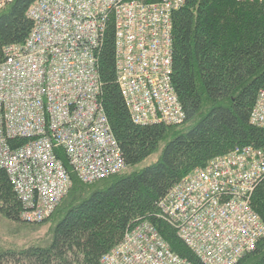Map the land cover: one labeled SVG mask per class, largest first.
I'll return each mask as SVG.
<instances>
[{
    "label": "built area",
    "instance_id": "built-area-1",
    "mask_svg": "<svg viewBox=\"0 0 264 264\" xmlns=\"http://www.w3.org/2000/svg\"><path fill=\"white\" fill-rule=\"evenodd\" d=\"M12 0H0V12ZM186 0H38L21 44L0 63V170L20 204L19 220L45 222L71 187L125 169L99 97L96 51L109 23L116 84L136 126L176 127L185 115L171 82V16ZM259 2L264 0H236ZM264 131V91L250 113ZM264 179V146L235 148L195 169L157 203V219L203 264H236L264 237L251 209ZM100 264H189L141 220Z\"/></svg>",
    "mask_w": 264,
    "mask_h": 264
},
{
    "label": "trees",
    "instance_id": "trees-1",
    "mask_svg": "<svg viewBox=\"0 0 264 264\" xmlns=\"http://www.w3.org/2000/svg\"><path fill=\"white\" fill-rule=\"evenodd\" d=\"M36 1L12 0L0 12V63L4 47L21 44L28 36L32 23L26 13ZM171 22V82L185 115L179 126L141 127L131 122L116 84L111 23L96 51L99 101L125 169L135 168L164 143L158 160L92 184L71 175L61 208L58 211L59 204L46 220L58 213L48 244L0 249V264H100L138 220L149 222L180 259L203 264L170 226L157 219V203L211 159L235 148L264 146V131L249 121L264 91V3L186 0ZM251 209L264 225V179L253 192ZM19 212L20 204L0 170V215L20 223ZM236 264H264V237Z\"/></svg>",
    "mask_w": 264,
    "mask_h": 264
},
{
    "label": "rangeland",
    "instance_id": "rangeland-1",
    "mask_svg": "<svg viewBox=\"0 0 264 264\" xmlns=\"http://www.w3.org/2000/svg\"><path fill=\"white\" fill-rule=\"evenodd\" d=\"M163 145L164 143H160L157 151H155L153 155H151L149 158H147L145 161H143L133 169H124L119 175H124L126 173L142 169L155 163L160 156ZM67 194L60 202L58 211L59 208H61V204L65 200ZM58 217L59 216L57 213L56 215H54L53 219L48 220L44 223L37 225H27L21 222L12 223L6 220L2 215H0V249H20L28 246H44L48 244L50 240V230L53 226L54 221Z\"/></svg>",
    "mask_w": 264,
    "mask_h": 264
}]
</instances>
